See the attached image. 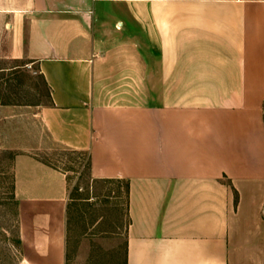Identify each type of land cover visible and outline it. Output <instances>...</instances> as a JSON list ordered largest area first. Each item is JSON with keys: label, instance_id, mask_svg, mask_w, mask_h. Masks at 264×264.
Wrapping results in <instances>:
<instances>
[{"label": "crops", "instance_id": "crops-1", "mask_svg": "<svg viewBox=\"0 0 264 264\" xmlns=\"http://www.w3.org/2000/svg\"><path fill=\"white\" fill-rule=\"evenodd\" d=\"M1 63L125 184L124 264H264V0H0ZM13 190L21 264H66V175L19 156Z\"/></svg>", "mask_w": 264, "mask_h": 264}, {"label": "rangeland", "instance_id": "rangeland-1", "mask_svg": "<svg viewBox=\"0 0 264 264\" xmlns=\"http://www.w3.org/2000/svg\"><path fill=\"white\" fill-rule=\"evenodd\" d=\"M14 64L1 63L0 67ZM0 264H21L14 161L28 155L66 175V264H124L125 184L94 181L88 157L53 143L34 119L48 105L43 81L29 69L0 72ZM264 119V105H263Z\"/></svg>", "mask_w": 264, "mask_h": 264}]
</instances>
